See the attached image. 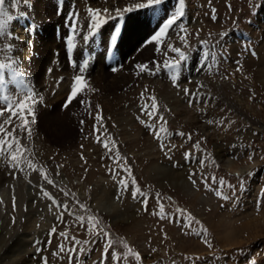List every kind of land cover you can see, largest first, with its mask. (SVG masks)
<instances>
[{"label": "rangeland", "instance_id": "rangeland-1", "mask_svg": "<svg viewBox=\"0 0 264 264\" xmlns=\"http://www.w3.org/2000/svg\"><path fill=\"white\" fill-rule=\"evenodd\" d=\"M98 1L107 7L116 0H85L81 5H86L85 11L89 15V9L98 5L93 2ZM169 2L174 4L171 6L173 14L183 5L182 8L188 9L190 16L193 15V26L178 21V26L174 28L182 26L185 39L181 51L189 54L203 47L214 54L208 88L215 94L206 99V110L196 109L195 101L192 106L195 109L191 117L202 116L201 123L198 126L185 123L179 114L172 112L171 107L180 104L174 101L169 106L162 101L161 96L169 95L167 87L157 88L154 92L157 113L151 126L155 127H151L150 131L145 128L129 131L140 134L133 141L125 138L129 134L122 129L135 119L146 118L147 113L139 110L121 116L129 118V121L118 126L120 131L113 122H110L111 126L103 127L106 108L99 102L115 101L113 92L109 90L101 92L99 88L101 94L94 96L87 83L86 89L79 94L80 101L74 111L70 109L74 99L67 103L70 94L60 101L47 99L45 109L37 114L35 121L28 116L31 138L27 139L26 132L22 134L19 127L15 128V134L20 137V143L26 145L25 155L33 163L37 161V169H42L54 185L48 184L38 171L27 167L24 171L14 169L10 161L6 162L0 156V195L8 191L11 200L5 210L2 206L6 201L0 200V239L3 238L0 240V264H8L4 259L20 233L30 235L36 229L43 231L39 247L33 248V252L36 250L34 255L33 252L31 255L16 253L13 257L21 259L18 264H264V0H182V3L179 0H162L159 6ZM53 3L55 5V0H34L30 3V11L35 14L36 10L52 11ZM147 4L148 0H135V5L127 14L159 7H137ZM68 7H72L71 4L62 0L61 11L57 12L60 20L55 24L48 23L57 43L55 52L48 56L57 58L55 69L59 73L79 67L81 54L85 58L80 67H88L87 52L95 49V43L102 45L100 52L97 51L105 54L100 31L112 23V18H116L114 15L103 16L100 27L92 29V21L86 23L81 15L83 8L80 12L77 7L68 11ZM166 14V10L158 13V25L146 34L147 38L145 35L141 38V46L157 42L167 20ZM34 21L31 23L36 27ZM118 22L120 25H117ZM127 22L125 18H120L114 27L120 32L124 47ZM174 26L165 30L159 43L168 39L169 44L172 43L176 38L172 30ZM43 29L47 31V22L43 27L40 25L38 34H43ZM67 37L69 41H65ZM67 41L73 42L69 44H72L69 50ZM137 47L131 56L140 53L141 48ZM8 53L9 57L6 54L3 60L0 58V65H4L0 68V79L6 83L0 86L2 119L9 116L5 105L20 101L14 85L17 75L9 61L12 48ZM68 54L75 65L70 66ZM44 55L38 53L35 64L28 68L26 83L38 74ZM115 55L116 47L113 56L107 58L111 59L109 65ZM177 61L180 62L176 59H170L165 64L157 60L154 63L142 62L147 70L142 67L136 69L135 81L126 87L127 90H119L117 95H134L130 110L142 103L154 109L148 92L141 88L144 76L152 68H163L165 65L171 70L173 68L169 65ZM50 65L51 62H48L47 68ZM122 68L113 66L111 72L117 74L116 70ZM95 74L96 71H93L90 82L96 80ZM113 77L110 76L109 80ZM196 91L195 86L193 92ZM31 92L36 95L35 91ZM94 92L98 93L97 90ZM3 97L5 102L1 100ZM198 102L200 107L203 100ZM20 123L23 121L12 120L13 125ZM33 125H39L37 133L32 130ZM112 127L115 129L112 130ZM161 128L164 131H160ZM5 129L13 131L9 125H5ZM35 136L42 137V141ZM150 137L157 143H152ZM105 142L109 144L108 148L103 146ZM161 144H164L163 149ZM155 148H158L157 151ZM153 149L156 155L151 153ZM72 162H78V167H74ZM159 163L165 165L153 169ZM9 168H12L11 171ZM59 170L73 185L55 178ZM181 179L186 180L185 184L177 182ZM29 188L32 190L29 191ZM45 191L58 204L67 205V210L54 205L44 195ZM82 192L85 196L81 195ZM95 201L103 202L110 210L93 207ZM33 202L37 203V207L30 209ZM34 216L36 220L30 221ZM90 217L95 219L90 220ZM230 230L239 238L251 236L253 239L244 241L240 246H229L225 243V235ZM61 245L63 251L60 250ZM136 254H139V259Z\"/></svg>", "mask_w": 264, "mask_h": 264}, {"label": "bare ground", "instance_id": "bare-ground-1", "mask_svg": "<svg viewBox=\"0 0 264 264\" xmlns=\"http://www.w3.org/2000/svg\"><path fill=\"white\" fill-rule=\"evenodd\" d=\"M33 1L34 0H28V2L24 3L23 0H4V4L2 6V11L5 14L4 25H3L4 27H3V29H2V27H0V58L3 60V58H5L6 54H7L6 57L7 56L9 57L8 52L12 48V53H10V60L9 61H10V64H11L12 68L14 69V71L16 72V75H17V79H14V85L16 87V91H17V94L20 98V101H23V98L27 92H29V91H35L36 92V95H34V98L36 99L37 102L35 104H32L31 100L28 101V104L31 105L32 113H34V117L32 115H29L30 119L35 121L37 114L41 113V110L44 108V104H45V101L47 99H55L56 101H58L59 99H62L66 94H70L71 89L74 85L75 77L76 76H83V78L86 80V83H89L88 89L91 90V92L94 96L98 95V97H99V95L101 94L102 91L107 92V90H109V91L113 92V95L115 97L114 98L115 101H113L111 103L107 102V103H109L108 104L109 109L107 107V103H105L104 101H101V100L99 102V103H101V102L103 103V107L105 106L104 109L106 108L105 109L106 111L104 112L103 120H102V123L104 124V125L102 124L103 127L106 128L108 126H111L110 122H113L115 127L117 128V130L120 131L118 126L121 123H125V122L127 123L129 121L128 120L129 118L126 119V118L121 117V116H124L126 114H131V113H133V111H139V110H141L142 113H144V112L147 113L146 118L135 119L131 124L129 123L130 125H128L122 129L124 131H127V134H129L128 137L127 136L125 137L126 139H129L130 141L136 140L140 137V134H135L134 131L129 133V131H132L133 129H135V131L136 130H142V128H145L147 131H150L151 127H155V125L151 126V122L153 120V117L157 113V110H155L156 107L153 109V108L148 107L149 105L146 106L142 103V104H139L138 107L132 105L133 108H132V110H130L131 104L134 102L133 98H131V97H133L134 95L131 97L130 96L123 97V96H119V94L117 95V92L121 89H123V90H124V88L126 89V87L130 86L135 81V79H136L135 78V70L141 69L142 62H145V61L148 62L149 61L150 63H154L155 60H157V61H160L161 64H165V63H169L167 61H169L170 59H176V60L180 61L177 64L176 68L169 70V69H167V66L165 65V67H163V68H152L149 72H147L146 75L140 74L142 76L145 75L144 76L145 82L143 83V85H142L143 87H141V88H144V90H146L148 92V95L150 96V98L155 97V99H157V96L155 95L156 93L154 94L155 90L157 88L158 89H160V88L165 89L167 87L169 89V95L165 96V97L161 96L162 101L165 102L166 104H169V106H171L170 104H172L174 101L179 102V104H180L179 106H172L171 107L172 112L179 114L182 117L181 120H183L185 123L191 122L193 124L195 123L197 126H198V124L201 123L202 116L199 115V117H197V118L191 117L193 108L195 109V107H192V106L194 105V101L198 105V103H199L198 100H203V103L200 107H198L196 105V109H198L200 111L206 110L205 109V106L207 104L206 99L212 97L213 94H215L214 91H211L212 89L210 87L209 88L211 90L208 88V84H209L208 75L210 73L209 69L211 67L212 61L214 60V54L211 51L204 49L203 47H198L197 49H195L194 51H192L189 54H185L183 52L184 58L180 59L178 57L177 53L172 51L173 48H179L180 50L184 49L182 42L185 38L183 37L184 35H182L183 34L182 26L174 30V28L176 26H178V23H179L178 21H184V22L188 23V25H190V26L194 25L193 15L192 16L189 15L190 11L188 9L183 8L184 15L182 16V18H180L177 21V23L175 24V26L172 29L173 34H175L176 38L173 39L172 43L170 42L171 44H169L170 39H168L169 41L165 40V41H162L159 43V41H160L159 40L156 43L152 42L151 44H148V45L145 44V45L141 46L142 45L141 44V38L144 35L146 37V34L151 33L152 30L158 25V13L159 12L162 13V11L166 10L167 19L170 18L172 15H174L172 13L173 10L171 11V6L174 5L173 3L169 2L165 6L162 5L159 7L147 8L143 11L140 10V11L136 12L135 14L133 12L127 14L128 10H130V8L135 5V0H116L111 5H107V7L104 4H102L101 1L100 2L99 1L93 2V4H98L95 7V9L100 8L101 10H104V9L109 10L104 16H106V15L116 16V18H112L111 24H107V26L104 27L102 31H100L103 34V36L101 37L102 39L100 41L102 43H104V46L106 48V53L100 54L99 52H100L102 45H97L95 43L94 44L95 49L93 51L91 50L92 51L91 53L87 52L89 54V58H88L89 60L87 63L88 67L83 68V69L80 67V66H83V61L85 58V55L83 56L81 54V57L78 59L80 61L79 62L80 64H78L79 67H77L73 70H69L66 73H62V72L59 73L57 71V69H55V66L57 64V58H55V57L50 58L49 57L51 53L55 52V49L57 47V43L55 41L56 36H55L54 32L52 31V27L48 26V23L50 21V22H52V24H55L60 20V18L58 17L59 13H57V12L61 9L60 6L62 3V0H55V5H54V3L52 4V7H53L52 11H50L49 9H47V10H36V14L32 13L30 11V8H31L30 3ZM83 1H85V0H81V1L80 0H67V4L68 5L71 4V6H72V7H68V11L73 7L74 8L77 7L78 10L81 12V8H83L84 10H83L81 15H82V17L85 18L86 23H89L92 21V18L90 16V13L88 15L87 10L85 11L86 5H84V7H82L81 4H83ZM91 1H93V0H91ZM64 8H65V6H64ZM95 9L93 8V10H95ZM117 10H119V11H117ZM125 11H126V13H125ZM43 12H45V13H43ZM65 12H67V8H65ZM75 12H77V11H75ZM123 13H125L124 16H120ZM120 18H125V20L128 21L127 22L128 27L126 29L127 35H126V39H125L126 40V46L125 47H124L125 44L123 45V39L120 37V32L118 30H115L117 28H114L117 20ZM32 20L36 21V23H37L36 27L33 23H31ZM46 22H47V28H48L47 31L45 32V30L43 29V34H42V32L40 34H38L37 30L40 28V25L43 27V26H45ZM117 25H120L119 22ZM50 28H51V30H50ZM101 29H102V27H101ZM110 35H111V37H109ZM118 38L120 39L119 44H118V41H119ZM147 41H149V39ZM110 44L113 45L111 56H113L114 49L116 47V55L112 60L113 63L110 62V65H112V66L109 65V61L111 59L110 60L107 59L109 57L107 55V49H108ZM8 46L11 47V48H9V50L7 49ZM137 46H139V47L141 46L140 47L141 50L139 51L140 53L137 56H131L134 48H136ZM38 53H40V55L41 54L44 55L45 53L46 54L44 55L43 59L40 62V69H39L38 74H35L36 75L35 78L31 77L32 79H31V81H29L30 83L28 81H27L28 83H26L25 79L27 78V70H28V68H30V65L35 64L34 62L36 61V57H37ZM48 54H49V56H48ZM48 62H51V65L47 68ZM124 62H125V64H124ZM127 62H129V63H127ZM115 63H116V65H118V68H120V67L122 68V66H125V68L123 67L122 69L116 70L118 72H117V74H114L113 72H111V69H113V66H116ZM74 65H75V62H74ZM93 71L94 72L96 71V74L94 76V79H96V80H93V82H90L89 79L92 77ZM176 71H178L177 74H174ZM113 75H114L113 80H109V77L113 76ZM173 77H175V80L173 79ZM24 82L27 84V88L24 86L25 85ZM195 86L197 87V91L193 92V89ZM134 87L135 86H133V88ZM99 88L101 89V92H99V90H100ZM130 88H132V87H130ZM95 90H97V92H98L97 94L94 92ZM126 92L129 93L128 91H126ZM128 97H130V98H128ZM135 97L137 98V96H135ZM41 99H42V101H40ZM79 101H80V97L78 95L76 98H74L73 103H72V107L70 109L74 111V109L77 106ZM54 104H57V103H54ZM48 106H50V105H48ZM160 108H162V107H160ZM6 114L8 115V113H6ZM206 115H208V113ZM0 120L3 121L2 118H0ZM33 127L34 128L32 130L35 133H37L39 125H33ZM199 127H202V126H199ZM114 129L115 128L112 127V130H114ZM203 131H205V130H203ZM156 132H158V131H156ZM35 137H37L40 141H42V137H39V136H35ZM39 140H38V142H39ZM150 140L152 143L156 142V141L154 142V139L151 137H150ZM24 146H26V145H24ZM37 148H39V147H37ZM40 148H41V146H40ZM157 149H156V151H157ZM156 151L155 150L151 151V153L152 154L155 153V155H156ZM158 151L160 152L161 149H159ZM26 153H27V151H26ZM156 157H158V156H156ZM69 160H71V159H69ZM79 161H81V160H79ZM36 163H37V161H36ZM72 164L74 167H76V166L78 167V165H79L78 162H72ZM163 165H165V164L159 163L153 169H157ZM9 167H10V165H9ZM61 168H62V166H61ZM11 169L9 168L10 171H11ZM0 170L2 171V169H0ZM5 173H7V171ZM56 174L58 175V177H55V178L62 180L63 183L68 184L69 186L73 185L71 183L72 181L70 182L68 177L62 175L63 173L61 170H59ZM183 179L177 180V182L185 184L186 180H183ZM16 183H18V182H16ZM8 185H6V186H8ZM19 185H21V184H19ZM20 187L22 188V186H20ZM28 190L31 191L32 188H29ZM82 191H83V187H82ZM31 194H33V193H31ZM81 195L85 196L83 192L81 193ZM0 200L6 201V203L2 206L3 207L2 209L5 210L6 206H8V203L11 201L9 199L8 191H3L1 193ZM95 202L96 203H94L93 207L101 208L102 210L105 209V207H106L108 210H110V208L106 204H103V202L102 203L99 201H95ZM17 207H19V206L17 205ZM23 207L21 209H23ZM25 207H27V206H25ZM36 207H37V203L33 202L30 209L36 208ZM62 210H64V209H62ZM22 212H23V210H22ZM33 219L36 220L35 216L32 219H30V221H32ZM4 223H6V221H4ZM0 233H2V232H0ZM249 234L251 235V232ZM42 235H43V231L39 230V229H36V231L32 232L30 235L26 234V233H20L18 235V238H16V244L11 247V251L13 253H10L11 252L10 251L4 260H7L8 264H18L21 259H19L16 256L15 257H13V256L16 253H21L19 255H23V254H26V255L30 254L31 255V253L33 252V248L39 247L40 238ZM1 239H3V238L1 237ZM252 239L253 238L251 236H250V238H248V237L246 238L244 236L239 238V236H236V234L234 233L233 230H230L225 235V243H228L229 246H235V245L240 246L241 244L244 243V241H250ZM36 244H37V246H36ZM35 252H36V250H34L33 255ZM28 260L30 261L31 259H28Z\"/></svg>", "mask_w": 264, "mask_h": 264}, {"label": "snow or ice", "instance_id": "snow-or-ice-1", "mask_svg": "<svg viewBox=\"0 0 264 264\" xmlns=\"http://www.w3.org/2000/svg\"><path fill=\"white\" fill-rule=\"evenodd\" d=\"M180 3H182V0H179ZM162 3V0H148L147 5H137V7H151V6H159ZM4 4V0H0V27H3L4 25V12L2 11V6ZM108 9H104L101 11L100 9H89L90 16L92 18V27L93 29L99 28V26L102 24L103 19L102 17L108 12ZM119 11V10H117ZM184 15V11L182 7H178L174 15H172L170 18L166 20V22L163 24L162 30L159 33V36L157 37V41H159L160 37H163L165 35V30L169 29L171 26L177 23V21L182 18ZM173 52H176L178 57L180 59L184 58V53L179 48H173ZM178 64V61L175 63H172L169 65V67L175 68ZM87 65H85L86 67ZM4 65H0V68H3ZM144 68V70H147L146 66H141ZM175 80V77H173ZM87 87L86 80L83 78V76H76L74 79V85L71 89V93L68 97L67 103H71V101L76 98L83 90H85ZM153 101V107H155V97L151 98ZM31 100L32 104H35L37 101L34 98V93L29 91L25 94L23 101H19L16 104H6L5 109L10 114L7 117H4L3 121L0 122V156H2L6 161L11 162V166L18 170V171H24L25 167L28 169H32L33 171H38L39 175L43 177L48 184L54 185V181L46 175V173L42 169H37V166L31 159H29L26 155V149L25 147L20 143V137H18L15 134V128L19 127L20 132L23 134L26 132V138H31V129L29 127V120L28 116L32 115L34 117V113H32L31 105L28 104V101ZM67 106V105H65ZM3 111H0V116H3ZM16 119L17 121H23V123L13 125L12 120ZM163 119V118H161ZM97 120H99V116L97 117ZM209 123H212V121H209ZM5 125H9L13 128L12 132H8L5 129ZM160 131H164L163 128L160 129ZM183 135V133H181ZM157 139L159 140L160 137L157 135ZM105 148L109 147V144L107 142L103 145ZM161 148H164V144H161ZM190 158V154H189ZM127 171V169H125ZM195 183V181H193ZM126 187V185H125ZM220 195V193H217ZM44 195L48 197L49 200L52 201L54 205L57 207H60L62 209L67 210V205L58 204L57 201L53 196H51L47 191L44 192ZM143 202V201H142ZM81 207H83L81 205ZM94 217H90V220H94ZM89 230H91V225L89 226ZM53 232L55 230L53 229ZM60 250L63 251V246H60ZM71 251V250H69ZM136 258L139 259V254H136Z\"/></svg>", "mask_w": 264, "mask_h": 264}]
</instances>
